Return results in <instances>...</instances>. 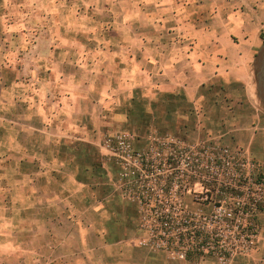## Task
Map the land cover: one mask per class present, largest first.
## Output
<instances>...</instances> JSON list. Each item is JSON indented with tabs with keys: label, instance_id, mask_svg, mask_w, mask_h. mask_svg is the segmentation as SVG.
Wrapping results in <instances>:
<instances>
[{
	"label": "rangeland",
	"instance_id": "obj_1",
	"mask_svg": "<svg viewBox=\"0 0 264 264\" xmlns=\"http://www.w3.org/2000/svg\"><path fill=\"white\" fill-rule=\"evenodd\" d=\"M150 6V0H0V264H55L63 258L50 246L55 240L50 238L43 215L53 210H42V195L66 198L72 194L85 231V226L94 222V213L100 230L124 229L127 219H111L110 211H103L101 205L97 213H88L87 199L91 196L102 201L110 185L134 203H128L132 219L128 224L134 228L138 245L167 260L179 263L204 257L222 263L206 251L181 257L187 255L184 248L195 244L188 234L184 248H175L162 246L163 240L146 231V217L154 214L159 203L177 214L200 217L198 223L209 228L218 213L231 211L229 223L216 228L221 249L233 252L231 259L245 256L237 253L243 245L241 229L247 226L254 224L255 228L252 248L264 244V198L256 211L252 206L253 199L261 196L254 181L264 169L263 154L261 149L247 152L231 143L241 128L244 133L251 127L260 133L259 138L264 137V112L251 83L252 63L264 43V33L249 61L247 81L240 80V75L230 77L243 82L242 89L208 93L211 99L241 98L252 103H120L111 109L88 103L91 113L95 107L96 122L78 107L77 139L56 147L45 144L41 137L45 136L40 132L41 118L33 104L45 101L55 89L54 80H50L53 71L76 69L84 80L86 70L94 67L95 55L102 58L105 50L117 48L119 36L126 38L128 45L136 32L150 36L154 30L149 25L138 27L135 23ZM125 12L128 26L120 31ZM114 110L117 118L110 121ZM81 131L94 143L82 140ZM89 145L97 150V159L104 158L101 165L96 161V171L80 168L78 158L82 157L75 155L80 149L88 152ZM222 152L246 159L257 170L245 169L239 172L243 176H237L231 164L218 172L211 169L210 159ZM71 179L85 180L87 186H81L82 182L64 186ZM108 207L113 211L115 206ZM171 236L176 238L175 232Z\"/></svg>",
	"mask_w": 264,
	"mask_h": 264
},
{
	"label": "crops",
	"instance_id": "obj_2",
	"mask_svg": "<svg viewBox=\"0 0 264 264\" xmlns=\"http://www.w3.org/2000/svg\"><path fill=\"white\" fill-rule=\"evenodd\" d=\"M150 2V10L138 13L135 22L138 27L149 25L154 30L150 36L136 32L129 41L130 45L126 38L119 36L117 48H108L102 58L95 55L91 63L94 67L86 70L84 80L79 79L81 72L76 69L53 71L50 80H54L55 89L49 92L45 101L40 99L33 104L37 105L41 118L40 132L45 135L41 136L46 140L45 144L50 142L58 147L60 142L77 139L78 107L84 108V115H91L96 122L95 107L91 113L88 103H98L107 109L119 107L120 103H252V100L241 98L211 99L208 93L242 89L243 82L230 79L231 76L240 75V80L247 81L249 61L260 42L261 33H264V0ZM125 15L120 22V31L128 26L127 12ZM111 42L109 38L108 43ZM23 102L26 103L24 99ZM111 113L108 120L114 121L117 118L113 115L115 110ZM243 129H237L231 143L247 152L261 149V160L264 161V137L259 138L260 133H255L251 127H247L244 133ZM80 137L94 143L84 131ZM96 151L94 147L88 152L85 149L76 151L75 155L82 157L78 158L80 168L96 171L99 166L96 161L99 160L101 165V159H104H97L99 154ZM71 180L64 182V186L75 187L80 182L81 186H87L85 180ZM117 190L110 185L109 194L102 201L90 196L89 203L86 202L88 213L96 212L97 206L101 205L103 211H110L111 219H127L124 229L117 228L114 232L100 230L95 213L94 222L84 224L87 231L82 229L78 221L82 213L77 215L72 194L66 198L42 195L39 203L42 210H53V213L43 215L51 230L50 238L55 240L50 246L63 257L57 255L55 264H217L204 257H190L176 263L141 248L134 228L128 224L132 221L128 203L133 206L134 203L124 199ZM112 204L115 206L113 211L108 207ZM47 231L41 235L44 237ZM244 255L221 264H264V244L258 243L255 249Z\"/></svg>",
	"mask_w": 264,
	"mask_h": 264
},
{
	"label": "built area",
	"instance_id": "obj_3",
	"mask_svg": "<svg viewBox=\"0 0 264 264\" xmlns=\"http://www.w3.org/2000/svg\"><path fill=\"white\" fill-rule=\"evenodd\" d=\"M226 153V152H225ZM221 153L218 155V157H215L214 159H210L211 165L210 168L215 169L217 172L222 169L227 167L228 165H234L236 168V173L235 175L237 176H243L242 174L239 175V172L247 169L250 170V172L253 173L254 170H257L255 165L248 163L246 159H237L235 156L228 155L227 153ZM130 157L129 153V147H128V154L127 157ZM207 165V164H206ZM262 170V171H261ZM260 171L257 172V179L256 186L261 190V196L257 197V199H253L255 201L252 202V206H254L253 210H257L259 207V204L263 203V198H264V169H261ZM250 174V173H249ZM249 179V176L247 177V180ZM226 189L230 188L225 187ZM152 193V191H151ZM150 193V194H151ZM207 197L205 196L204 199ZM148 204H150L148 202ZM157 208L153 209L154 214L150 215L149 218L146 217V222H148L145 226V230L149 231L152 236H154L157 240L161 242L160 244L162 246H168L172 247V245L175 248H184V239L186 237V234H188V237H190L191 241L194 239L193 242L195 244L193 246H189V249L184 248V251L182 252H187V255H184L182 253L181 257L187 258L188 255L191 253H203L207 252L208 254L215 255L218 260L225 262L228 261V259H231L233 257V252L226 251V248L221 249L222 245L220 244V237L217 231V227L223 226L224 223H229L228 221L230 220L229 218L232 217V212H228L225 214H220L218 213L217 216H215V219L212 222H209L211 224L212 229H210L208 224L206 225V221H204L205 226L202 224H199L198 221L202 220L200 217L194 216L191 213H187L184 215H180L175 213V211L170 210L165 207V205L155 204ZM148 208V207H146ZM165 208V209H164ZM149 212H152V209L148 208ZM160 217H173L177 218L178 221H180V225L178 227H175L174 229L165 232V231H160L155 233L153 229V223L155 220ZM228 217V218H227ZM203 220H205V217H202ZM229 219V220H228ZM150 222V223H149ZM230 225V224H229ZM229 225H227L229 227ZM239 227L235 226V229L238 230ZM243 233V245L240 247V251L237 254H247L249 253L253 248V239L256 235L255 233V228L254 224L250 225L249 227H245L244 229H241ZM175 232L176 238L172 237L171 234ZM209 235V238L207 239L206 236ZM159 244V243H158Z\"/></svg>",
	"mask_w": 264,
	"mask_h": 264
},
{
	"label": "water",
	"instance_id": "obj_4",
	"mask_svg": "<svg viewBox=\"0 0 264 264\" xmlns=\"http://www.w3.org/2000/svg\"><path fill=\"white\" fill-rule=\"evenodd\" d=\"M251 83L253 94L264 112V43L258 49L252 63Z\"/></svg>",
	"mask_w": 264,
	"mask_h": 264
},
{
	"label": "trees",
	"instance_id": "obj_5",
	"mask_svg": "<svg viewBox=\"0 0 264 264\" xmlns=\"http://www.w3.org/2000/svg\"><path fill=\"white\" fill-rule=\"evenodd\" d=\"M180 225V221L177 220V218L173 217H160L155 220L153 223V229L154 232H160V231H165L168 232L175 227H178ZM206 238H209V235L206 236ZM187 259V258H186Z\"/></svg>",
	"mask_w": 264,
	"mask_h": 264
}]
</instances>
